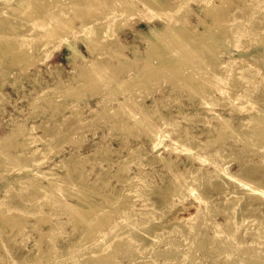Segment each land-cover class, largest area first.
Here are the masks:
<instances>
[{
    "label": "rangeland",
    "instance_id": "374dc122",
    "mask_svg": "<svg viewBox=\"0 0 264 264\" xmlns=\"http://www.w3.org/2000/svg\"><path fill=\"white\" fill-rule=\"evenodd\" d=\"M17 1L22 0H0V21L8 18V24L12 26L5 33L0 31V264H147V260H152L148 256L146 258L144 246L151 244L158 248V252L154 254V264H162L165 255H168L165 250L170 235L181 240L180 242L186 239L197 242L203 236L211 237L213 228L224 221V214L226 216L227 213L224 211H227L233 201H237L235 211L241 215L243 223L233 236L223 234L221 239L224 240V252L221 254L222 250L217 253L208 250L205 255V248H197L192 243L190 249L179 251L176 264H196L198 261L203 264H223L226 260L233 263L239 259H244V264H252L251 260H245L244 257L249 253L251 245H255L252 242L253 233L260 228L264 233V149H261L260 141L258 144V140L247 133L249 130L246 126H241L234 132L221 126L217 114L234 118L231 124L236 125L238 118L249 117L258 112V108H263L262 101L256 102L257 104L254 102L253 105L245 103L246 107L252 106V109L241 112L238 109L241 104L232 105L228 102V97H222L214 91L211 82L214 83L216 78L211 76L219 70L213 61L203 60L201 52H205L204 50L194 51V57L191 58L193 61L190 63L195 76L190 73L187 76L197 80L202 73L199 82L212 78L208 92L197 89L192 91L189 82L181 81L184 79L181 74L186 76L188 72H178L177 69H174L175 77L181 75V78H175L172 70L167 69L174 75L166 74L167 70L162 69V74L172 78L159 73L160 82L154 80L150 83L152 86L146 84L144 87L149 86L147 89L140 87L138 79L131 77L141 70L144 63L146 48L150 46V38H153L149 31L154 26L164 27L162 23L171 20L165 15L154 16V11L146 12L148 9L141 0L134 1L142 7V12L154 16L147 24L139 19L141 16L138 14L132 15L124 23L126 28L114 33V38L110 33L103 38L99 36L94 39L98 28L93 29L91 26H102L105 15H92L93 12H89L88 16L91 17H86L91 18L92 22L83 30L82 19L70 11L68 17L72 21L63 22L61 33L51 32L53 39L42 47H38L37 37L47 31V27L43 26L44 22L40 20L44 17L41 15L44 12L41 11L45 9L38 10L40 17L15 14L13 7ZM39 1L42 8L48 7L49 2H57ZM229 1L202 0L199 4L191 2V12L180 11L179 15H184H180L178 20L188 19L190 24L197 25L196 31H201L206 23L216 22L215 19L218 18L217 16L212 20L211 15L202 13V6L214 3L220 4L223 9L221 13L232 14L231 17L228 16L229 19L239 16L244 18L246 11L240 7L250 5L249 17L256 15L258 19L264 18V13L257 15L263 5L262 0L258 3L253 2L254 0ZM177 3L178 1L174 2ZM55 18L59 21L58 17ZM173 21L177 25V20ZM245 22L241 20L242 24ZM169 28L168 25L167 30L160 33L166 46L164 52L179 56L182 53L179 48L183 46L187 49L189 40L185 39L180 30L174 27L171 31ZM214 29L216 35L221 32L222 27L218 25ZM16 31L28 34L26 37L35 56L24 67L13 63L11 55L2 58L3 45L12 43L13 40L8 38L13 37ZM89 35H93L90 37L93 40L86 39ZM190 41L188 51L201 47L198 44L200 39L196 38L193 43L192 39ZM195 44L196 47H193ZM90 48H96L98 54L89 51ZM118 48L120 55L116 51L115 57L113 52ZM205 48L212 55L222 52L220 57L223 60L230 58L227 53H223L225 46L222 44L215 47L207 45ZM252 52L254 49L246 51L245 58L251 62V68L259 66L264 75V52ZM233 53L236 57L240 56ZM13 57L22 56L18 52ZM151 62H157L155 57ZM96 65L111 66L112 70L108 72L109 75L104 73L105 78L110 79L107 82L102 74L95 73L102 85L94 87L93 93L91 89L85 90V86L91 85L93 80L91 81L92 77L89 79L82 76V68L89 66L88 70L95 68L94 72H97ZM226 77L228 80H224L225 83L230 77L236 81L239 78L231 73ZM123 79L127 83L121 85ZM152 83L157 85L154 87ZM66 84L72 90L68 94H62L61 88ZM235 84L234 87L242 89L239 82ZM225 86L228 89L232 87L228 84ZM73 90H81L82 93L79 95ZM164 118H172V123ZM260 121L264 123V120ZM228 129L229 132H225ZM218 132H222L220 138ZM213 137L220 140H214ZM239 137L241 141L229 148ZM213 143H221L228 148L222 156H215L212 154L215 147L212 146ZM247 144L250 149H247L248 146L244 148ZM242 148L247 158L243 159ZM24 150H31L32 153L28 152L24 156ZM214 158L217 162H207ZM238 159L242 162L237 163ZM12 162H15L14 165ZM185 167L188 168L187 175L192 176L195 182L191 189L184 186L182 190H178L175 188L178 183L174 172ZM214 167L217 170L200 182L196 171L206 173L214 170ZM239 167L241 172L236 174ZM256 167L259 171H255ZM231 172L236 175H226ZM49 176L55 182L51 189L47 179ZM248 179L258 183L259 188L251 185L254 187L251 189L257 188L259 191L253 190L255 193L252 194L245 190L246 186L241 182ZM33 182L34 187L31 186ZM200 183L205 186L200 188ZM39 185L47 188L44 190L36 187ZM124 190L129 191L123 197ZM191 191L198 197L201 196L202 201L195 200ZM112 194L115 197L107 203L105 197ZM124 198L132 202L124 206L119 201ZM143 199H147L148 203L144 204ZM200 208L203 209L204 218H210L209 225L206 228L204 224L196 222V225L188 227L186 220ZM85 209L90 210L88 212ZM78 215L84 217L79 218ZM94 221L95 224L104 225L103 228L92 229ZM173 226L182 230L183 235L181 232H173ZM195 228L197 230L194 231ZM40 233L43 236L38 243ZM137 245L142 249L137 248ZM247 246L250 248H246Z\"/></svg>",
    "mask_w": 264,
    "mask_h": 264
},
{
    "label": "bare ground",
    "instance_id": "6f19581e",
    "mask_svg": "<svg viewBox=\"0 0 264 264\" xmlns=\"http://www.w3.org/2000/svg\"><path fill=\"white\" fill-rule=\"evenodd\" d=\"M141 1L145 4V7L148 9V10H146V12H150L151 13V12L154 11L156 13L154 16H156V15H165L167 18H170L171 20L168 23H162V21H161V23L163 24L164 27H156V26H154L153 28L150 29L149 33L153 34V38H150V46H148V48H146L147 49L146 57H145V59L143 58L144 59V63H143V65H141L142 66L141 70L137 71L135 73V75L131 77V79L137 78L138 79V83L140 84V87H144V86L150 85V83L152 81H154V80L158 83V81L160 80L159 73L160 74L163 73L162 69L163 70H165V69L167 70L168 69L169 71L172 70V72L174 71L173 73H175L174 69H177V70H179L178 72H182V71H184V72L187 71L188 72V74H186V76H185V74H181V75H184V77H183L184 79H182L181 81H184L185 83L189 82L190 85L189 84L188 85L192 86V88H191L192 91L197 89V90L208 92L210 90L209 86L212 83L214 85V88H215L214 91H217L219 93V95L222 96V97H228V99H229L228 102H230L231 104L232 103H238V106H240L239 104H241V106H240L241 108H238L239 111H241V112L242 111H249L250 108L252 109V106H249L250 108H248V107H246L247 106L246 104L253 105L254 102L256 103L258 101H262L263 108L260 106L261 108H258V110H257L258 112L255 111L256 113L255 114H250L249 117L238 118L236 120V125L235 124H231L233 122L234 118L224 117V116H221L220 114H217V117L220 119L219 121L222 123L221 126H223L225 128H230L234 132L237 131L236 129L239 130V127L246 126L247 129L249 130V131H247V133L249 135L253 136V139H255L256 141L258 140V144L261 143V146H260L261 149L262 148L264 149V123L262 124L261 121H260V120H262V121L264 120V119H262V117L264 118V85H263L264 75L261 73L259 66L258 67L255 66L256 67L255 69L251 68V66H252L251 62L249 60H247V58H245V56H244L246 54V51L251 50V49H254V52H252V54H255V52L256 53H263L264 52V18L262 17V19H258V18H256L257 17L256 15H253V16L249 17V11H250V8L252 7L250 5V7H245V6H244L245 8L244 7H240L241 10L244 9V11H246V13L244 14L245 15L244 18L239 16V18L234 17V19H232V18L229 19L228 16H230L232 14L228 13L227 11L226 12L228 14L227 13L223 14V12L221 13V10H223V9H221L222 7L219 6L220 4L218 5L217 3H214V4H210V5H204V6H202L201 9H202V13H204V15H211V17H213L212 20L217 18V16H218V18L215 19L216 22L214 21L213 23L212 22L206 23V25H204V27L202 28L203 30L196 31V29H197L196 26L197 25L195 24L196 25L195 26L193 24H190V22L187 21L188 19H185L184 21H181V20L179 21L178 20L180 15H184V14H180L179 15V12L183 11V10H185L184 12H188V11L191 12L190 11L191 9H189L191 2H195V4H199V2H202V0H152V1L151 0H141ZM175 1H178V3L174 4ZM240 1H242V0H240ZM39 2H40L39 0H22L21 2L16 3L14 7L12 6L13 10L15 11V14H19V15L21 14V15L32 16V17L35 16V15H38V13H40V11H38V10L45 9L44 11H41V13L44 12V13L41 14V15H44V17L41 18L40 20H42V22H44L45 25L43 24V26H45V28L47 27L46 28L47 31L45 33L43 32L42 34L39 35V37H37L38 47H42L44 44L50 42L53 39V36H52L51 32H53V33L56 32L57 34L61 33V26H62L64 21L65 22H69V23L72 21V19L68 17L70 11H73L75 13L74 15H77L78 18L82 19L81 26H82L83 30L87 29L89 27L88 26L89 22H92L91 18H87L86 17V15L88 16L89 12H93L92 15H105V17H104L105 21H104V24L102 26H100V27L97 26V25H95V26L92 25L91 26L93 29L98 28V29H96V31L94 33L95 37L92 35L94 39L96 37H99V36L101 38H103V37L109 35L110 33H111L112 38H114L115 37L114 33H116L121 28H123V29L126 28L124 23L132 15L138 14V16H141V17H139V19L141 18V20L145 21L146 24L151 22L152 19L154 18V16L149 15L148 13L142 12V7H139L138 4L136 3V1H134V0H68V1L67 0H57L56 3L55 2L54 3L53 2H49V6L48 7L45 6V8H44V6L42 8V6H41V4ZM41 2H43V0ZM231 2L229 1V3H231ZM253 2L258 3V2H260V0H254ZM46 3H48V2H46ZM221 3H223V1ZM226 3H227V1H226ZM226 3H225V6H226ZM262 3H263V5H261L262 7L258 10L257 15L260 14V13H264V0H262ZM251 4H253V3L251 2ZM227 5H229V4H227ZM17 8H19V9L17 10ZM229 11L231 12V10H229ZM197 15H201V14L197 13ZM221 15H226V16H221ZM38 16H36V17H38ZM55 17H58L59 21ZM88 17H91V16H88ZM172 18L174 20H177V22H178L177 25H176L175 21H173ZM200 19H202V18H200ZM35 20H36V18H35ZM37 20H39V19H37ZM237 20L240 21V22H238ZM241 20H245L246 21L245 24H242ZM219 21L220 22L222 21V24ZM256 21H257V23L255 24ZM8 22H9L8 18H2V21H0V31L2 33H5L6 31L12 29V26L9 25ZM258 23H259V25H258ZM40 24H41V22H40ZM168 25L170 26V28L168 30H171L172 28L174 29V27H175V29L180 30L181 33L184 34L185 39L189 40V44H188L187 49L183 48V46L182 47L180 46L181 48H179L182 51V53H183V54L181 53L182 55L179 54V56H178V55L172 54V52L168 54V51H167V54L165 53L166 52V46L164 44V40L161 39L160 33L163 32L168 27ZM218 25L219 26L221 25L222 30H221V32L216 33V35H215V29L214 28H215V26L217 27ZM45 28H44V30H45ZM255 28H257V29H255ZM49 30H50V33H49ZM33 33H35V32H33ZM27 35L28 34H25V33L23 35L22 31H16V33L13 35V37H9L8 40L12 39L13 41H12V43H5V45H3V47H2V58L6 57L8 55H11L13 63H15L17 65H20L22 67H24L25 64H28L30 61H32V59H34L35 56H34V54H32L31 46L28 43V38L26 37ZM92 36L89 35L88 37H86V39H89V41L93 40V39L90 38ZM196 38H197V40L200 39L198 44H200L201 47L194 48L192 50L193 52L192 51H188L189 47H190L189 45H190V42H191L190 40L192 39V43H193V40H195ZM115 39H117V38H115ZM158 39H159V41H158ZM6 41H7V38H6ZM3 42H4V40H3ZM196 42H194V43H196ZM218 44H222V45L225 46L223 53H227L228 54V56L230 57L228 60H223L222 57H220V54L222 52H220L219 54H214V55L209 54L208 52H206V48L205 47L207 45H211L212 47H215V45H218ZM193 47H196V44L193 45ZM183 49H185V50H183ZM118 50H120V48H118L117 50L114 49L113 55ZM168 50H169V48H168ZM197 50H200V51L204 50L205 51V52H201V56H203V60L208 61V59H209V60H211V62L213 61L214 63L217 64V66H218L217 70H219V71L215 72L214 73L215 75L213 74L212 76L208 74L209 77L210 76L211 77L214 76V78H216L214 83L211 82L212 78L208 79V80H205L203 82H199L198 79L201 78L200 75L202 73L200 75L197 73L199 75V78L197 79L198 83H196V81H197L196 79L192 80L191 76L190 77L187 76V75H190V74H192V76H195V70L192 69L193 66H191L192 63H190V62L193 61V60H191V58L194 57V51L197 52ZM89 51L94 52L95 54H98L96 48H90ZM18 52H19V54L22 57L21 58L20 57L19 58H17V57L14 58L13 55L15 53H18ZM233 52L237 53L240 56L239 57L234 56L235 54ZM116 53H117V55H120V51H118ZM114 56L116 57V55H114ZM153 57H155V59L157 60L156 63L151 62ZM263 57H264V55H263ZM117 61H118V63H120L119 59H117ZM185 61L187 63H189V64H187ZM200 61H201V59H200ZM206 61H205V63H207ZM207 65H210V64L207 63ZM248 67H250V69H248ZM88 68H89V66L87 68H82L83 69L82 76L85 75L84 76L85 78L86 77H88V78L92 77L91 81L93 80V83H92L93 86H92V84L91 85L88 84L87 86H85V88H87L85 90L91 89V91H92V89L94 87L98 88V86L102 85V84L99 83L97 74H102L104 76V79H105L106 82L110 80L109 78H105V77H106V75H109L110 71L112 70L111 66L96 65L97 72H94L95 68H94V70H88ZM205 68L207 69V67H205ZM168 70H167L168 73H166V74H171L172 72L169 73ZM95 73H97V74L95 75ZM226 73L227 74L231 73V75H234L235 77H239V78L236 81L235 78L233 79V77L232 78L230 77L229 78L230 80L227 81V83H225L224 80H228V77H226V75H227ZM166 74H162V75H165V77L167 76L168 78H172V77H170V75H166ZM173 75H171V76H173ZM175 76H176V73H175L174 77ZM100 77H101V75H100ZM179 77L177 75V77H175V78H179ZM206 77H208V76H206ZM188 79L189 80L191 79V80L189 81ZM203 79H205V78H203ZM101 80H102V78H101ZM177 80L179 81V79H177ZM105 81H104V84H107ZM102 82H103V80H102ZM238 82L240 83V87L242 86L241 90L239 88L234 87L236 85L235 83H238ZM126 83H127V80H125V79L121 80V85H124ZM157 83H155V84L157 85ZM225 84L226 85L228 84V85H230L232 87L229 86L230 88L228 89V88H226L227 86H225ZM84 85H85V83H84ZM248 85H249V87H248ZM150 86H152V85H150ZM153 86H154V84H153ZM97 88L95 90H98ZM144 88H146V87H144ZM78 89L79 88H77V90ZM71 90L72 89L69 88L67 86V84H66V86H63V88H61L62 94H68V93L71 92ZM77 90L76 91L73 90V92L81 95V93H82L81 90L80 91H77ZM99 91H100V89H99ZM240 92L241 93L243 92L244 94L242 95V94H240ZM58 95H60V94H58ZM255 106L256 105H254V107ZM236 109H237V107H236ZM233 112H235L234 109H233ZM164 119L169 120V123H172V120H171L172 118L171 119L164 118ZM162 121H164V120H162ZM21 129H23V128L21 127ZM222 129H224V128H222ZM230 129H228V131L226 130L225 132H229ZM232 131H231V133H232ZM18 133H20V132H18ZM187 133L189 134V132H187ZM221 133L222 132H220V133L218 132L217 133V134H219L218 135L219 138L221 136ZM223 134H224V132H223ZM227 135H229V134H227ZM190 136L191 135L189 134V137ZM226 137L227 136H225V139H226ZM235 137H237V136H235ZM213 139L214 140H220L218 138L216 139L215 137H213ZM238 141H241V137L235 139L234 143H232L229 146V148H232L233 145L235 143H237ZM259 141H260V143H259ZM256 143H255V146L257 145ZM248 145L249 144L244 145V148H245V146L247 147ZM212 146L213 147L215 146L212 149V154H214L215 156L216 155L222 156L225 153V149L228 148L227 146L225 147L221 143L220 144H216L215 143ZM251 146H253V145H251ZM260 147H257V148H260ZM248 148L250 149L249 146L247 147V149ZM240 150L243 152L241 154V155H244L243 159L247 158L245 150L243 148L240 149ZM28 152L32 153L31 150L30 151L24 150L23 151V155L25 156ZM263 153H264V151H263ZM192 157H194V156L192 155ZM195 159L196 158H193V160H195ZM207 162L208 163L217 162V159L214 158V159H211L210 161H207ZM241 162H242V160L238 159L237 163H241ZM12 163L14 165L15 162H12ZM214 168H215L214 170H208L206 173L201 172L200 170L196 171L197 175L199 174L198 179H201L200 182H202L204 178L210 177V175L212 173H214V171L217 170V167H214ZM187 171H188V168L185 167L184 169H179L178 171L174 172V175L176 176V179H177L175 181H177V183H178L177 186L175 185V188H177L178 190H182L184 188V186L187 189L188 188H190V189L193 188L191 186H192L193 182H195V181H193L194 178H192V176H188L187 175ZM255 171H259L258 167H256ZM235 172L226 173V175L233 176V175H236V174L240 173L241 172L240 167L237 170L236 174H235ZM35 175H38V174L35 173ZM180 177H183V179L182 178L180 179ZM173 178L175 179V177H173ZM47 179L49 181L48 185L50 186V189H51V187L53 188L54 187V183H55L54 181H52L53 177L49 176V177H47ZM238 180H240V179H238ZM259 180H257V181H259ZM253 181L255 182V180H249L248 179V180H244V181L241 182V184L243 183V185L246 186L245 190L247 192H251L252 194H254L255 192L259 191V189L257 190V188L251 189V188H254L251 185H257L258 184V183H254ZM259 183H261V182H259ZM198 185H199L200 188H203L205 186L204 183H202V185H201V183L198 184ZM31 186L34 187L35 183L33 182L31 184ZM36 187L44 189V190L47 188V186H42V185H39V186H36ZM261 187H262V185H261ZM258 188H259V186H258ZM47 190L49 191V188ZM128 191L129 190H124V192L122 191L123 192L122 193L123 197L128 193ZM130 191H131V189H130ZM50 193H51V191H50ZM179 194H181L180 191H179ZM190 194L198 202L202 201L201 198H200L201 196L198 197L197 194H195V193L193 194L192 191L190 192ZM113 197H115V195H113V194L110 195V196L109 195L106 196L105 199H106L107 203L110 202V200ZM129 198H132V196L129 197ZM128 200L124 198L123 200L121 199L119 201L122 203V205L126 206L130 202H132V201H128ZM47 202H49V201H47ZM143 202H144V204L148 203V200L147 199H143ZM236 205H237V201H233V202H231V204H230L229 208L227 209V211L223 210L224 212H227L226 216L224 214V221L218 223L217 227L213 228V230H212L213 234L211 235V237L203 236L202 239H200V238H199L200 240L197 239L198 240L197 242H193L192 240H189V239L188 240L187 239L184 240V242H180L181 240H179V239L175 238L174 236L170 235L169 236L170 239H169V241H167L168 242L167 250H165L168 255L166 256L165 253H163V255H165V259H164V263H162V264H166V263L176 264V262L179 259L178 258L179 253H180L179 251L180 250H182V251L186 250L187 248H189V246H191L192 243L197 248H200V247L205 248L206 249V251L204 252L205 255L207 254L208 250L209 251L212 250V251H214L216 253L219 252L220 250H222L223 246H225L224 245V240L221 239L222 236H224L223 234H226V235L230 234V235L233 236L237 232L238 228L243 223L242 222V218H240L241 215H238V211L237 212L235 211V208H236L235 206ZM86 210H88V209H85V211ZM89 210H88V212H89ZM126 210H127V208H126ZM0 211L2 212V210H0ZM241 211H244V209H242ZM106 213H105V217H106ZM5 215H3V217ZM81 215H82V213H81ZM83 215H84V213H83ZM11 217H13V216H11ZM80 217L81 216H79V218ZM83 217H81V218H83ZM88 217H86V218H88ZM107 217H108V219L110 218L109 216H107ZM86 218H84V219H86ZM108 219H107V221H108ZM2 220H3V218H2ZM13 220H14V217H13ZM43 220H41V221H43ZM99 220H97L96 222H98ZM102 220H103V218H102ZM85 222H86V220H85ZM196 222H200V223L204 224L206 226V228H207V225H209L210 218L209 219L208 218H204L203 209L202 208H200L197 212H195L191 217H189L186 220V225L188 227H192L193 224H195ZM98 223H100V222H98ZM82 224H84V223H82ZM262 224H263L262 227L264 228V221H262ZM89 225H88V227H90ZM102 226H104V225L95 224V221H94L93 224H91L92 229L98 227L99 230H100V227H102ZM88 227L85 226V229L87 231L91 232V229L89 230ZM196 228L194 229V231L197 230ZM174 229H176V230H174ZM172 230H173V232H177V233L181 232L182 235H183L182 230H179L176 226H175V228L173 226ZM201 230H202V228H201ZM202 231H200V232H202ZM94 232H96V230H94ZM85 233H86V231H85ZM262 233H263V230H261V228L258 229L257 232H254L253 233V240H252V242L255 244V245H253L254 247H252V245H251V248H250V246L246 247V248H248V247L250 248L249 249L250 251L247 254L248 256L243 252L246 255V257H244V258H246L245 260H251L252 264H264V233H263V235H262ZM42 236H43V234L40 233L39 238L37 240L38 243H40V241L42 239ZM88 236H87V240H88ZM91 236H93V234ZM91 236H89V238ZM215 237H217V238H215ZM229 242L232 243V241H229ZM236 244L237 243H234V245H236ZM144 247H145L144 251L147 252L146 258L148 256V258H151V260H152V261H148L147 260L146 263L147 264H154L155 263V262H153L154 254L156 252H158V248L154 244H151L149 246H144ZM137 248H139L140 250L142 249V247L139 246V245H137ZM47 250H49V248ZM91 251H94V250H91ZM232 251H231V253H232ZM223 252L224 251L222 250L221 254ZM218 254H220V253H218ZM41 255H43V254H41ZM192 258L193 257H191V259ZM113 259H115V258H113ZM129 260H131V259H129ZM155 261H156V259H155ZM243 261H244V259H242V260L239 259V261H235V262L231 263L229 260L228 261L226 260L223 264H244V263H242ZM133 262H135V261H133ZM248 262L249 261H247V263ZM135 263L137 264V262H135ZM196 264H203V263L202 262L199 263V261H198Z\"/></svg>",
    "mask_w": 264,
    "mask_h": 264
},
{
    "label": "crops",
    "instance_id": "0c3cea01",
    "mask_svg": "<svg viewBox=\"0 0 264 264\" xmlns=\"http://www.w3.org/2000/svg\"><path fill=\"white\" fill-rule=\"evenodd\" d=\"M262 179H264V178H262Z\"/></svg>",
    "mask_w": 264,
    "mask_h": 264
}]
</instances>
